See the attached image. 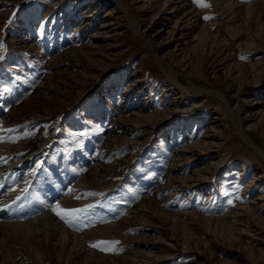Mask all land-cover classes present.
<instances>
[{
	"label": "rangeland",
	"instance_id": "1",
	"mask_svg": "<svg viewBox=\"0 0 264 264\" xmlns=\"http://www.w3.org/2000/svg\"><path fill=\"white\" fill-rule=\"evenodd\" d=\"M203 3L0 0L12 162L36 193L43 166L76 171L55 217L88 233L0 264H264V0Z\"/></svg>",
	"mask_w": 264,
	"mask_h": 264
},
{
	"label": "bare ground",
	"instance_id": "2",
	"mask_svg": "<svg viewBox=\"0 0 264 264\" xmlns=\"http://www.w3.org/2000/svg\"><path fill=\"white\" fill-rule=\"evenodd\" d=\"M5 123V121L0 122V202L2 204L0 206V258H4L6 256L4 254L12 249L16 251V248L22 246V244L37 240L42 242L44 239L55 242L62 247L67 246L74 249L77 256L86 252L85 235L88 233L69 232L56 219V213L53 211L57 204L63 208L64 205L74 203V195L70 191L74 188H83L86 184L83 178H78L77 172L70 169L64 162L61 164L62 170L57 167L58 165L55 167V165L50 164L47 168L43 166L41 173L37 174V177L40 176L36 193L32 188L34 187L31 185L32 181L26 179L25 176L23 178L20 174L21 166L19 165H21V162H12V159L17 155L15 147L20 148L23 146L25 140L17 141L16 138L9 137L7 131L12 124L6 125ZM57 132V127L49 131L50 136H53V138ZM50 175L52 177L58 176L57 180H52L53 178ZM51 180L55 187L51 186ZM76 202L81 203L80 200ZM258 208H255V211ZM35 209L40 210L35 211ZM253 215L255 216V214ZM261 222L264 223V219ZM262 226L263 231L259 232L264 236V224ZM33 250L39 259L44 258L45 255L42 254L40 248L34 246Z\"/></svg>",
	"mask_w": 264,
	"mask_h": 264
},
{
	"label": "snow or ice",
	"instance_id": "3",
	"mask_svg": "<svg viewBox=\"0 0 264 264\" xmlns=\"http://www.w3.org/2000/svg\"><path fill=\"white\" fill-rule=\"evenodd\" d=\"M194 3H197V5L201 6V7H207L208 6L207 4L203 3V0H194ZM0 47H2V45H0ZM36 167L39 168L40 165L37 164ZM17 199H19V197H17ZM53 211L56 213L57 216H59L62 220H64L65 223H68L69 217H71L72 213L74 211H77V210L64 209V208H61L60 205L57 204L53 208ZM116 243H118V242H116V241H97V242L93 243L91 246L94 248H99L102 251H110V250H113V245H115Z\"/></svg>",
	"mask_w": 264,
	"mask_h": 264
}]
</instances>
